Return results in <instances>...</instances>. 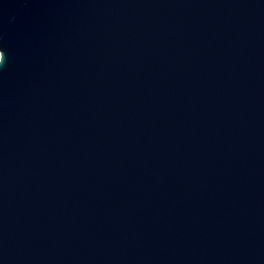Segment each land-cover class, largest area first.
<instances>
[{
	"label": "water",
	"instance_id": "water-1",
	"mask_svg": "<svg viewBox=\"0 0 264 264\" xmlns=\"http://www.w3.org/2000/svg\"><path fill=\"white\" fill-rule=\"evenodd\" d=\"M0 264H264V0H0Z\"/></svg>",
	"mask_w": 264,
	"mask_h": 264
}]
</instances>
